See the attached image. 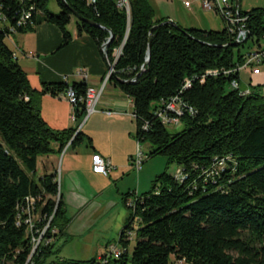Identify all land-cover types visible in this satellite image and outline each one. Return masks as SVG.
<instances>
[{
  "label": "trees",
  "instance_id": "trees-1",
  "mask_svg": "<svg viewBox=\"0 0 264 264\" xmlns=\"http://www.w3.org/2000/svg\"><path fill=\"white\" fill-rule=\"evenodd\" d=\"M50 1L54 14L47 8ZM74 13L101 28L79 22ZM239 14L247 18L249 37L231 47L234 40L222 19L221 31L159 26L165 20L154 19L146 0H0V264H102L97 257L48 261L61 250H53L54 241H68L72 219L61 194L56 206L55 170L44 167L36 177L39 158L61 154L80 135L51 130L41 117L40 97L64 95L71 88L83 98L86 84L62 82L33 90L7 43L15 34L47 24L60 31L64 48L72 40V20L77 36L90 37L99 50L111 32L109 81L132 101L136 141L150 145L149 158L163 156L178 167L174 175H159L150 192L125 195L129 214L116 244L120 257L106 264H173L172 257L184 264H264V96L257 88L241 96L230 88L237 74H223L240 66L244 54L262 48L264 10ZM154 27L149 64L137 76ZM188 80L191 86L183 89ZM174 100L181 116L167 111ZM83 115L81 102L75 117ZM168 127L179 130L170 133ZM28 198L35 200L36 228L42 229L55 210L31 258L32 235L21 211Z\"/></svg>",
  "mask_w": 264,
  "mask_h": 264
},
{
  "label": "crops",
  "instance_id": "crops-1",
  "mask_svg": "<svg viewBox=\"0 0 264 264\" xmlns=\"http://www.w3.org/2000/svg\"><path fill=\"white\" fill-rule=\"evenodd\" d=\"M179 24L182 26L180 22ZM69 32L72 40L64 48H60L62 40L60 31L47 24L35 27L32 32L18 33L9 38L8 46L33 90L40 92L45 85L62 82L69 86L81 83L82 78L75 74L80 69L88 76L87 87L93 88L96 92L101 89L108 72L101 50L85 34L77 36L75 25ZM249 69L248 73L238 72L240 89L245 91L257 88L263 95L264 61L259 67L258 74ZM39 104L41 117L51 130H73L75 131L73 138L80 133L76 144H67L64 152L62 151L61 185L64 184L65 196L62 194L61 196L64 198L63 203L68 204L67 216L72 219L68 235L73 236L75 233L70 231L73 221L87 215V206L91 209L92 205H95L94 202L89 205L90 201H102L105 196L112 202L111 208L119 205L123 210L124 226L129 214L124 205L125 195L132 192L138 195L146 193V186L140 178H145L147 169L143 167L141 172H136L132 167V159L137 152V141L131 100L108 81L104 85L96 111L87 117L83 115L72 121L71 107L63 94L59 96L44 94L40 97ZM82 150L86 152L84 172L79 170L76 161ZM56 155L58 154L48 157L44 165L46 171L55 169L54 163L58 162ZM93 155H99L110 162L112 169L107 176L91 172ZM84 187L89 189V192H83ZM101 254L103 252L99 256Z\"/></svg>",
  "mask_w": 264,
  "mask_h": 264
},
{
  "label": "rangeland",
  "instance_id": "rangeland-1",
  "mask_svg": "<svg viewBox=\"0 0 264 264\" xmlns=\"http://www.w3.org/2000/svg\"><path fill=\"white\" fill-rule=\"evenodd\" d=\"M186 1L188 0H146V4L153 11L154 19H164L165 21H171L181 29L195 28L197 30L205 31H221L224 28L221 18L215 15L214 12L204 11L200 6L199 0H195V2L191 4V7L188 8H186L184 5V2ZM123 2L125 3V0H122V3ZM47 8L53 14L56 12L53 1H50ZM254 9L264 10V0L239 1V10L241 12L247 13ZM179 22L182 24V26L179 24ZM73 25H75L74 20L71 21L68 30L72 28ZM249 71V68L240 69V73H248ZM178 130L179 128L176 127H168V131L170 133L177 132ZM140 146L143 154L145 155V162L142 165V168L144 167L147 169L145 178L141 177L140 180L145 184L146 192H150L153 181L159 175L163 174L164 172H166L168 175H174L178 167L175 164H168L167 159L163 156L149 158L151 147L148 143H142ZM63 152L59 155H56L58 162H56V164L54 163V170L56 174V182L59 187V193L64 197V184L63 186L61 185V165ZM85 153L86 152L82 150L76 157V161L79 164V170L81 172H84L86 169L85 164H83L86 158ZM48 157H41L38 159L36 177H40L45 172L44 165H46ZM132 173L136 178L135 171ZM83 192H89V189H85L84 187ZM94 193L95 192H92V194ZM63 200L64 198L62 201ZM92 202H94L95 205L93 204L91 209H89L87 206L88 213L85 216V221L93 225L89 229L87 228L83 230L82 223L79 221V218L75 219L70 230L75 232L74 235L70 236V233V235H68L69 230H67L66 238L68 241L64 243V238H59L54 241L55 247L53 250L56 251L59 247L61 250L57 255L51 257L48 260L49 262L58 263L60 260L68 262L87 261L94 256L98 257L101 252H104L107 245L112 247L116 246L119 234L124 227L122 225L125 218L124 214L122 213L123 210L119 205L116 208H111L112 202L107 199V196H105L102 201L91 200L89 205L92 204ZM66 207H68V204L65 205V208ZM136 227L137 224L135 222L133 224V233H135ZM134 245L135 237L132 238L129 245L130 253ZM171 262L173 264H184L178 263L173 257L171 258Z\"/></svg>",
  "mask_w": 264,
  "mask_h": 264
},
{
  "label": "built area",
  "instance_id": "built-area-1",
  "mask_svg": "<svg viewBox=\"0 0 264 264\" xmlns=\"http://www.w3.org/2000/svg\"><path fill=\"white\" fill-rule=\"evenodd\" d=\"M195 2V0H188L184 2V5L186 8L190 7L191 4ZM201 8L206 12H214L215 15L219 16L226 25H228L229 33L232 35L233 40L237 41L239 44H243L248 40L249 32L245 27L246 19L243 16H240L239 10H236L234 7L233 0H199ZM29 15H26L23 17V19H27ZM1 23V22H0ZM120 54V51H116L115 53V60L118 58ZM264 61V37H263V46L262 48H259L258 50L251 51L249 53L244 54L243 57V63L240 66H237L234 69H231L229 71H224L223 74H237L240 71V69L243 68H251L253 70L254 74L259 73V67ZM114 64V63H113ZM113 64L111 65L113 67ZM76 76L82 78V81L86 84L88 76L85 71L82 69L76 71ZM113 74V68L108 69V72L106 73V76L104 77V82L99 91H95L91 87L86 86L85 95L83 98H79L74 91L69 88L66 93H64V97L69 103L71 107V120L75 121V111L76 107L79 103L83 102L84 109H85V116H89L92 113L96 111V105L98 103V100L102 94L104 85L109 81L110 76ZM211 75H216V72H211ZM204 81V78L201 79V82ZM87 85V84H86ZM191 86V81H186L183 89H187ZM230 88L237 90L241 96H245L249 94V90H241L239 87V83L237 79H232L230 81ZM132 102V101H131ZM176 100L172 101L167 105V111L173 112L177 114V116H181L182 113L180 111V108L175 104ZM159 117H161L159 115ZM163 122L170 123L171 121L165 120L163 118ZM78 132V131H77ZM76 132V134H77ZM70 144V143H69ZM68 144V145H69ZM67 147V145H66ZM145 161V155L143 154V151L141 149V146L139 142L137 141V152L134 158L132 159V167L136 172H140L142 169V165ZM112 169L110 162L108 160L103 159L99 155H93L91 158V172L95 175H101V176H107L110 170ZM57 183V182H56ZM58 185V184H57ZM59 187H58V194L56 196V203L59 199ZM35 203V200L32 198H28L26 200V207L23 208L21 211L25 213L26 220L25 223L29 226L30 233L32 235V253L31 256L34 254V252L37 250V248L43 243L45 234L49 228V225L53 219L54 212L51 214L50 217H48L45 220V225L42 229L35 227V221L37 220L34 217L33 214V205ZM128 207L132 206V200L129 199L127 203ZM104 256L100 255L97 257V262H101L102 264H106L108 259H118L120 257V251L117 248V246H106L105 250L103 252ZM104 259V260H103Z\"/></svg>",
  "mask_w": 264,
  "mask_h": 264
},
{
  "label": "water",
  "instance_id": "water-1",
  "mask_svg": "<svg viewBox=\"0 0 264 264\" xmlns=\"http://www.w3.org/2000/svg\"><path fill=\"white\" fill-rule=\"evenodd\" d=\"M239 1H240V0H233L234 7H235L236 10H239ZM73 15H74V17H75L79 22H83V23H85V24H87V25H89V26H91V27L101 28L99 25H97V24H95V23H93V22H91V21L84 20L82 17L78 16V15L75 14V13H74ZM165 25H171V26L177 28V26H176L174 23H172L171 21H164V22L161 23L159 26H165ZM159 26H157V27H159ZM157 27L152 28V29L148 32V44H147V52H146L145 62H144V64L142 65V67L140 68V72H139V74H138L137 76H139V75L143 72L144 67H145L146 65L149 64V61H150V38H151V34H152V32H153V31L155 30V28H157ZM108 33H109V38H108V39L106 40V42L102 45V47H101V52H102V55H103L104 61H105L106 64H107L108 69H112L113 67L109 64V62H108V60H107V57H106V49L108 48V46H109V44H110V42H111V40H112V38H113L111 32L108 31ZM238 45H239V43H238L237 41H234L233 44H231L230 46H231V47H236V46H238ZM228 47H229V46H224L223 48H228ZM119 83H120V84H130L131 81H123V80H119ZM59 196H60V195H59ZM58 202H59V199L57 200L56 206L58 205ZM85 216H86V215H82L81 218L79 219V221L82 223V229H83V230H84V229H87V228H90V227L93 225V224H91V223L85 221ZM83 227H84V228H83Z\"/></svg>",
  "mask_w": 264,
  "mask_h": 264
}]
</instances>
